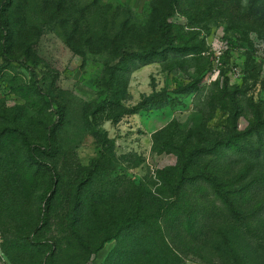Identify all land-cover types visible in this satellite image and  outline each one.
Instances as JSON below:
<instances>
[{"label": "rangeland", "instance_id": "374dc122", "mask_svg": "<svg viewBox=\"0 0 264 264\" xmlns=\"http://www.w3.org/2000/svg\"><path fill=\"white\" fill-rule=\"evenodd\" d=\"M249 1H13L0 32V264H163L155 248L141 256L126 220L138 191L157 216L181 184L194 231L166 237L182 264H225L232 220L215 186L239 211L264 200L244 194L264 177V22ZM163 20L187 49L142 66L164 46ZM247 237L239 259L264 264Z\"/></svg>", "mask_w": 264, "mask_h": 264}, {"label": "trees", "instance_id": "16d2710c", "mask_svg": "<svg viewBox=\"0 0 264 264\" xmlns=\"http://www.w3.org/2000/svg\"><path fill=\"white\" fill-rule=\"evenodd\" d=\"M13 1L14 0H1L0 2V32L3 34L4 39L9 36V29L11 25L9 12L11 7L13 6ZM248 12L251 15L250 17H253L254 21L264 22V0H250ZM170 28L171 24H168V22H166L165 20L161 21L159 29L164 40V46L158 48H150L149 50L144 51L142 57L145 58V60L141 64L142 66L153 62H158L156 59H149L148 56L152 52L160 54L162 52L161 50L164 49V47L165 49H172L173 52L176 51V54H181L182 51H185V49H187L185 47L173 46V44L170 43L172 42V37L170 36ZM126 55L127 54L124 52H121V54L118 55L120 58L118 62L119 64L122 63V59ZM187 55H191V53L185 54V56ZM131 57H136V55L132 54ZM172 82L177 88H180L182 86L180 80H178L177 78H174ZM161 108H163V105H161ZM137 110H141V108L135 109L134 111ZM189 160H191V158H189ZM51 170L54 172V177L57 180L56 186H60L62 179L61 174L58 172L55 166H53ZM186 171L187 169H183L180 171V182H183L185 180ZM182 187L183 184L179 186V189L177 191L174 188L171 189V197L177 198V201L161 204V206L159 207V211L157 210V213L159 212L157 216L144 215L146 210V202L143 195L139 191L138 193H136L137 196L135 197V199H133L134 203L132 202L133 208L131 214L130 216H128V219L126 221L131 223L127 229H131V235L135 236L134 242L138 244V246L142 245L145 248L147 247L146 253L142 254V257H146L150 253L148 249L149 247H151L158 250V257L159 259H161L163 264H182V258L180 257L179 251H177V249L175 248V244L173 245V243L166 237V233L173 232L183 223L190 226L189 228H191V232L194 231V223H192V211H190L187 207L188 203H183L181 201L182 198L179 197L180 189H182ZM172 191L175 192L172 193ZM261 192L264 193V177L250 179V182L245 186L244 194L248 198H252L256 197ZM232 194L235 195L236 192H232ZM212 196L214 197L215 202L217 201L221 204L222 210L224 209L228 211V215L232 220V224L230 225L229 229L232 231L231 235L234 238L229 236V240L226 246L227 250L225 251V264H245L243 259H239L240 255L236 248V244H238L237 233L241 231H245L248 235L247 240L249 244L252 245L253 243L255 247H257L262 251V253H264V200H262L258 205L249 210L239 211V205L236 202L237 197H231V194L227 196L226 193L220 192L219 186H215V190ZM52 202L53 199L47 200V206L44 210V214H46L47 216L51 211ZM161 210L163 212H160ZM143 230H145L146 233L143 232ZM72 231L75 233L74 230ZM225 244L226 243H224L223 245ZM114 252L115 251H113L110 255V259L112 258L113 254L116 253Z\"/></svg>", "mask_w": 264, "mask_h": 264}, {"label": "built area", "instance_id": "2783aa9c", "mask_svg": "<svg viewBox=\"0 0 264 264\" xmlns=\"http://www.w3.org/2000/svg\"><path fill=\"white\" fill-rule=\"evenodd\" d=\"M235 73L238 74L239 73L238 70H236Z\"/></svg>", "mask_w": 264, "mask_h": 264}]
</instances>
